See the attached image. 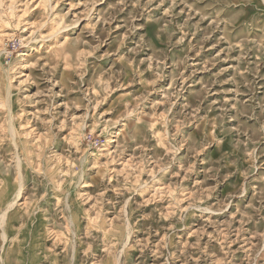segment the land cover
<instances>
[{
	"label": "rangeland",
	"instance_id": "374dc122",
	"mask_svg": "<svg viewBox=\"0 0 264 264\" xmlns=\"http://www.w3.org/2000/svg\"><path fill=\"white\" fill-rule=\"evenodd\" d=\"M2 257L264 264V0H0Z\"/></svg>",
	"mask_w": 264,
	"mask_h": 264
},
{
	"label": "bare ground",
	"instance_id": "6f19581e",
	"mask_svg": "<svg viewBox=\"0 0 264 264\" xmlns=\"http://www.w3.org/2000/svg\"><path fill=\"white\" fill-rule=\"evenodd\" d=\"M11 204H13V203H11ZM9 208V207H8ZM5 212V211H4ZM5 216H6V213L5 214H3V218L2 219H4L5 218ZM5 220V219H4ZM2 261H3V264H6V261L7 260H5V257H2Z\"/></svg>",
	"mask_w": 264,
	"mask_h": 264
}]
</instances>
